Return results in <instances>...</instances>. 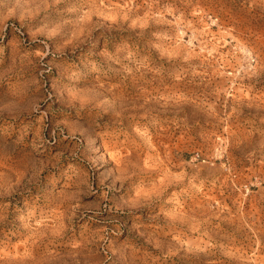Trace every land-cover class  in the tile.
<instances>
[{
  "label": "rangeland",
  "instance_id": "1",
  "mask_svg": "<svg viewBox=\"0 0 264 264\" xmlns=\"http://www.w3.org/2000/svg\"><path fill=\"white\" fill-rule=\"evenodd\" d=\"M263 227L264 0H0V264H264Z\"/></svg>",
  "mask_w": 264,
  "mask_h": 264
},
{
  "label": "bare ground",
  "instance_id": "2",
  "mask_svg": "<svg viewBox=\"0 0 264 264\" xmlns=\"http://www.w3.org/2000/svg\"><path fill=\"white\" fill-rule=\"evenodd\" d=\"M44 2V1H43ZM99 9V8H98ZM106 13V12H105ZM88 18V17H87ZM90 18V17H89ZM100 18V17H99ZM146 20V19H145ZM135 23V22H134ZM138 23V22H137ZM138 26V25H137ZM69 33V32H68ZM80 37V36H79ZM127 73V72H126ZM150 81V80H149ZM158 86V85H157ZM80 97V96H79ZM114 99V98H113ZM123 101V100H122ZM81 103V102H80ZM142 103V102H141ZM147 103V102H146ZM165 103V102H164ZM122 104V103H121ZM240 133V132H239ZM245 137V136H244ZM147 142V141H146ZM149 144V143H148ZM150 146H152V145H150ZM114 154V153H113ZM124 164V163H123ZM154 165V164H153ZM144 167V166H143ZM167 175V174H166ZM165 175V176H166ZM176 177V176H175ZM163 178V177H162ZM167 178V177H166ZM175 179V178H174ZM177 180V179H176ZM179 180V179H178ZM162 181V180H161ZM165 182V181H164ZM171 183V182H170ZM159 184V183H158ZM162 185V184H161ZM156 186V185H155ZM152 188V187H151ZM144 189V188H143ZM144 192H146V191H144ZM155 196V195H154ZM193 209V208H192ZM189 210V209H188ZM182 214V213H181ZM196 214V213H195ZM200 214V213H199ZM185 215V214H184ZM182 216V215H181ZM191 216V215H190ZM195 216V215H194ZM177 218H178V216H177ZM176 218V219H177ZM181 218V217H180ZM193 222V221H192ZM191 222V223H192ZM259 226V225H258ZM264 228V227H263Z\"/></svg>",
  "mask_w": 264,
  "mask_h": 264
}]
</instances>
